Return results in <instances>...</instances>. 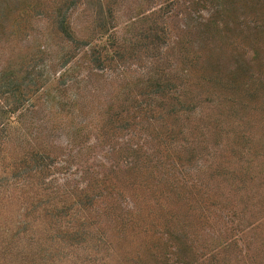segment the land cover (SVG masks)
I'll use <instances>...</instances> for the list:
<instances>
[{"label": "rangeland", "instance_id": "rangeland-1", "mask_svg": "<svg viewBox=\"0 0 264 264\" xmlns=\"http://www.w3.org/2000/svg\"><path fill=\"white\" fill-rule=\"evenodd\" d=\"M164 1L0 0V84L6 85L2 91L11 95L17 86L36 84L31 90L36 89L31 111L3 131L0 264H264V109H240L236 117L221 125L223 133L207 135L211 156L205 157L192 175L210 191L209 202L205 199L201 205L190 195L183 202L178 198L161 199V205L155 206L152 196L132 191L130 194L138 198L127 199L126 208L138 209L133 225L120 229L116 220L119 216L101 218L105 214L102 205H108L103 200L92 204L99 216L93 214L85 228L67 227L68 207L63 208L58 192L66 181L73 186L77 178L74 167L64 171L60 164L67 154L79 149L78 167L85 156L92 159L93 153L99 161V172L110 173V167L116 165L105 152L109 151L107 145L101 143L106 113L110 103L116 105L125 99L126 92L143 77L145 66L149 67L153 41L150 28ZM60 6L69 13L74 39L91 42L67 67L61 59L71 51L70 45L56 35L50 17ZM259 8L254 22L249 8L243 15L246 18H241L247 24L239 27L231 20L232 32L224 29L218 45L222 71L240 67L234 58L239 61L243 53L247 74L257 77L264 88V10L262 14ZM173 21L180 29L189 24L185 16ZM253 26L262 28L250 34ZM111 34L120 49L118 54L115 45L110 47L104 40ZM238 34L247 37L242 45L234 43ZM94 49H103V56L113 60L107 72H99L100 67L89 74L83 67ZM236 74L239 82L246 80L241 71ZM77 77L83 80L76 84L78 90H70L63 97L61 87L71 85ZM253 97V105H262L264 89L255 91ZM69 101L72 107L62 106ZM242 117L249 123L237 128L233 120ZM225 133L230 137L223 136ZM236 137H243L237 144L250 153L232 154ZM33 151L53 153L55 159L35 160ZM44 165L49 167L47 172L39 170ZM218 166L222 167L221 175L223 168H228L229 176L217 179L213 173ZM39 171L46 173L44 178ZM114 175L122 188L120 170ZM234 181H240L238 187ZM102 220L104 224L100 225Z\"/></svg>", "mask_w": 264, "mask_h": 264}, {"label": "trees", "instance_id": "trees-1", "mask_svg": "<svg viewBox=\"0 0 264 264\" xmlns=\"http://www.w3.org/2000/svg\"><path fill=\"white\" fill-rule=\"evenodd\" d=\"M165 3L167 4L164 8ZM231 4L232 7H230ZM259 7L263 14L264 0H232V2L230 0H222V2L220 0H167L161 3L157 11L159 15L150 28L153 41L152 55L148 56L147 60L149 67L145 66L143 77L137 79L133 89L126 92L125 99L117 102L116 105L110 103L108 107L110 110L106 113L107 123H105V133L102 134L101 143L107 145L109 151L105 152L112 156L116 165L110 167V173L99 172L97 170L99 163H96L99 161L95 160V153H93L92 159L85 156L82 166L78 167L79 149L76 153L67 154V158L60 164V168L64 171L74 167L77 178L74 179L73 186L66 181L61 193L58 192L63 208L68 207L65 215L68 228L72 227L73 230L74 227L85 228V223L91 221L93 214L99 216L92 204L94 206L95 203H103V200L108 205H102L101 208H104L105 214H101V218L102 216L108 218L110 215L119 216L120 218L115 219L120 229L126 225H133V215L138 213V209L132 211L126 208L129 205L127 199L136 200L138 191L152 196L155 206L161 205V199L178 198L183 202L189 200L190 195L198 199L201 205L205 199L211 200L210 191L202 183L196 182L192 175L204 158L211 156L207 135L211 137L223 133L220 130L221 125L228 118L236 117L240 109L255 112L258 109H264V103L252 104L256 99L253 100V93L264 88L257 77L247 74L248 71L245 70L247 64L243 58L241 59L243 53L239 61L236 57L234 58L240 67L234 71L224 72L221 70L222 55L219 54L221 49L218 44L223 38L224 29L228 28V31L232 32L229 28L231 20H235L236 26L239 27L243 26V22L247 24V20H242L246 18L243 16L246 14V8H249L252 11L249 14L253 16L254 22L259 17ZM230 8L234 9V12ZM231 13L232 16H230ZM68 14L63 6L56 8L50 14V17H53L52 23L56 35L61 36L71 48V51L61 59L64 67L74 60L78 52L83 50L81 49L83 46L88 47L91 43L74 39ZM182 16L186 17L189 24L181 30L180 27H175L173 19H179ZM158 22L161 25L159 28ZM260 28L262 26H253L249 32L250 34L253 30L258 32ZM238 32H241V29ZM193 37L198 43L197 49L194 46L195 42L192 41ZM245 39L247 37L238 34L234 43L242 45ZM104 40L110 47L115 45L116 54L119 53L120 49L112 34ZM106 45L103 48H106ZM102 50L94 49L88 53L89 59L83 67L90 71L89 74L99 70L97 68L100 67L102 69L100 68L99 72L105 73L108 71L107 67L111 66L113 60L103 56ZM116 61L117 64L120 63V60L116 59ZM237 71H241L246 76L244 82L238 81ZM73 81L71 85L61 87L63 97L68 91L75 90L78 86L76 84L83 80L77 77ZM35 85L32 83L25 88L17 86L15 92L8 95L2 91L6 85L0 84V154L6 143L3 134L5 127L31 111L29 108L32 107L36 98V89L31 90L35 88ZM62 106L72 107V103L64 102ZM203 108L206 111H202ZM233 122L237 128L241 124L246 127L249 123L244 117L242 120H233ZM211 125L215 127L212 128ZM225 126L232 128L231 125L225 124ZM223 136L230 137L228 133ZM236 138L234 139L236 144H233L235 150L232 154L250 153V150L240 149V145L237 144L243 140V137ZM31 157L43 161L53 158V153L33 151ZM214 159L216 160V157H213ZM221 168V166L216 167L213 173L217 179L229 176V169L223 168L221 175ZM46 169L49 167L44 165L40 166L39 170L47 172ZM119 170L121 176L118 180L122 188L114 180L118 178L114 173ZM43 171H39L41 178L46 175ZM234 182L238 187L240 181ZM132 191L136 194H130ZM117 206L121 209L118 212L115 208ZM102 224H104L103 220L100 225Z\"/></svg>", "mask_w": 264, "mask_h": 264}]
</instances>
